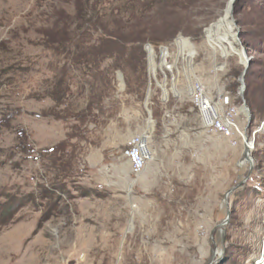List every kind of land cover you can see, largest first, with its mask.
I'll return each mask as SVG.
<instances>
[{"label": "rangeland", "instance_id": "obj_1", "mask_svg": "<svg viewBox=\"0 0 264 264\" xmlns=\"http://www.w3.org/2000/svg\"><path fill=\"white\" fill-rule=\"evenodd\" d=\"M195 79L232 96L252 165L202 127ZM165 130V177L129 174L130 139ZM263 210L264 0H0V264H246Z\"/></svg>", "mask_w": 264, "mask_h": 264}, {"label": "built area", "instance_id": "obj_2", "mask_svg": "<svg viewBox=\"0 0 264 264\" xmlns=\"http://www.w3.org/2000/svg\"><path fill=\"white\" fill-rule=\"evenodd\" d=\"M173 49V44L155 45L150 43L146 45V55L150 68L149 80L150 83L152 80H155L160 86L162 89L160 98L164 102H168L172 96L175 98H179L180 96V93L177 94L173 91L174 89L176 90L174 83H172L169 89L167 88L168 75H172L173 78V70L177 67L175 63L169 62ZM179 54L182 55V59L186 58V60L193 58L195 55L192 53L184 54V51L182 50H180ZM158 58L159 61H157ZM152 64L154 65V69H152ZM158 78H161V83L158 82ZM188 95L190 102L192 103L193 110L201 118L202 127L204 129L222 137L229 138L234 142L242 139L245 150L246 147H249L250 143H252L253 147L255 146L254 136L248 137L247 135V139H244L243 127L238 119V110L233 103V99L230 94H219L215 97L201 80L195 79L188 87ZM244 105L245 103L242 102V106ZM246 119L249 122L247 115ZM124 153L129 161L131 174L135 177L141 175L146 169L148 162L152 160V153L149 147V138L147 133H141L133 136L130 139ZM246 264H264V210L261 237L260 240L256 242V247L253 249V252L248 258Z\"/></svg>", "mask_w": 264, "mask_h": 264}, {"label": "crops", "instance_id": "obj_3", "mask_svg": "<svg viewBox=\"0 0 264 264\" xmlns=\"http://www.w3.org/2000/svg\"><path fill=\"white\" fill-rule=\"evenodd\" d=\"M175 93H179L177 92L175 89L173 90ZM175 112H171L170 110L164 112V118H163V121L164 122H170L171 119H173L172 116H174L175 114H173ZM165 116L168 117V119L166 120L165 119ZM202 124V122H201ZM198 127V126H196ZM166 134H164V138L162 139H158V143H156V140L155 141H151V136L149 135V144L150 143H154V146H153V149H151V152H152V160L148 162L149 164V167H148V170L150 172H153V177L155 178H162V177H165V170L162 169V165L164 163H166V158H170V148L172 146V139L170 137H168V134L170 133L169 131H166ZM148 134H150L151 132H147ZM125 158L127 159V157L125 156ZM169 161V160H168ZM127 162L129 163L128 159H127ZM147 164V166H148ZM128 173L131 174V170H130V167L128 168Z\"/></svg>", "mask_w": 264, "mask_h": 264}, {"label": "bare ground", "instance_id": "obj_4", "mask_svg": "<svg viewBox=\"0 0 264 264\" xmlns=\"http://www.w3.org/2000/svg\"><path fill=\"white\" fill-rule=\"evenodd\" d=\"M152 69H154V65L152 64ZM165 97H166V95H165ZM242 111L244 112V113H246V115H247V117H248V108H247V106H242ZM243 132H244V139L246 140L247 139V134H246V128H243ZM147 135H148V138H149V134L147 133ZM150 147V146H149ZM255 148V146L254 147H252L251 149H249V147H246V150H245V155H246V157H247V160H250V161H252V158H251V152H252V150ZM151 150V149H150ZM152 153V152H151Z\"/></svg>", "mask_w": 264, "mask_h": 264}, {"label": "water", "instance_id": "obj_5", "mask_svg": "<svg viewBox=\"0 0 264 264\" xmlns=\"http://www.w3.org/2000/svg\"><path fill=\"white\" fill-rule=\"evenodd\" d=\"M244 106H246V105H244ZM248 111H249V109H248ZM249 114H248V120L250 121V112H248ZM250 161V160H249ZM250 163H251V165H252V163H253V160L252 161H250ZM231 191H229L228 193H227V196L229 195V193H230ZM226 196V197H227Z\"/></svg>", "mask_w": 264, "mask_h": 264}, {"label": "trees", "instance_id": "obj_6", "mask_svg": "<svg viewBox=\"0 0 264 264\" xmlns=\"http://www.w3.org/2000/svg\"><path fill=\"white\" fill-rule=\"evenodd\" d=\"M165 44H167V43H165ZM156 45H159V44H156Z\"/></svg>", "mask_w": 264, "mask_h": 264}]
</instances>
